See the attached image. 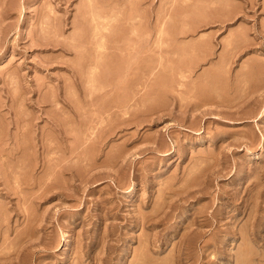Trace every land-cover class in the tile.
Here are the masks:
<instances>
[{
	"label": "rangeland",
	"instance_id": "374dc122",
	"mask_svg": "<svg viewBox=\"0 0 264 264\" xmlns=\"http://www.w3.org/2000/svg\"><path fill=\"white\" fill-rule=\"evenodd\" d=\"M0 264H264V0H0Z\"/></svg>",
	"mask_w": 264,
	"mask_h": 264
}]
</instances>
